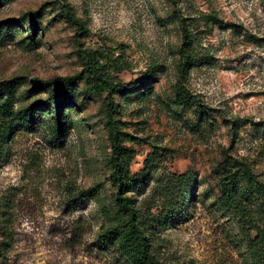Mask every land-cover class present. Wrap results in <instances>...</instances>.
Masks as SVG:
<instances>
[{
    "label": "rangeland",
    "instance_id": "1",
    "mask_svg": "<svg viewBox=\"0 0 264 264\" xmlns=\"http://www.w3.org/2000/svg\"><path fill=\"white\" fill-rule=\"evenodd\" d=\"M113 136L157 264H264V0H0V264H147Z\"/></svg>",
    "mask_w": 264,
    "mask_h": 264
},
{
    "label": "trees",
    "instance_id": "2",
    "mask_svg": "<svg viewBox=\"0 0 264 264\" xmlns=\"http://www.w3.org/2000/svg\"><path fill=\"white\" fill-rule=\"evenodd\" d=\"M183 40L184 41L188 40L186 35ZM182 53H184V51ZM182 58H183V62L181 64V67L187 64L188 55L184 53ZM89 67L92 71L96 69L92 65H89ZM97 81L99 82L100 87L106 93L104 100L106 102L107 113L110 116V113L113 110L110 94L115 85L111 83V81L103 78L99 74L97 75ZM59 127H60V122L56 118L55 128L59 129ZM129 151L130 150L127 148L118 147L114 136L111 138L110 162L112 165V170L110 173V180L111 183L116 187V199H115L116 204L127 215V220L125 224H123V228L125 230V235H126L125 242L127 243V246L130 248L134 258L137 261L147 264H157L156 261L151 257V255L148 252L147 249L148 244L146 242V238L142 230L139 227L135 210L130 203V198L124 193L125 181H124L123 158L125 155H127V153H129ZM221 191H222V196L225 197L226 201H228L230 204L233 205L235 213L238 216L242 215L244 211H242L243 208L241 207V204L238 201V195H237V191L235 190L232 177H230L229 180L226 177L223 179L221 183ZM83 192L84 194H86L87 191L86 190L82 191L80 194L82 195ZM111 232L112 230L107 231L101 235L103 241H107L110 238Z\"/></svg>",
    "mask_w": 264,
    "mask_h": 264
}]
</instances>
